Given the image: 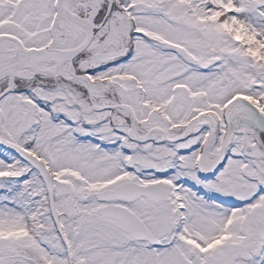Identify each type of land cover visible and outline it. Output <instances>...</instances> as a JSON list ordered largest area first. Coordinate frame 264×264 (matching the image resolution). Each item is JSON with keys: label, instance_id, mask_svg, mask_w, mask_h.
Returning <instances> with one entry per match:
<instances>
[{"label": "snow or ice", "instance_id": "obj_1", "mask_svg": "<svg viewBox=\"0 0 264 264\" xmlns=\"http://www.w3.org/2000/svg\"><path fill=\"white\" fill-rule=\"evenodd\" d=\"M0 264H264V0H0Z\"/></svg>", "mask_w": 264, "mask_h": 264}]
</instances>
